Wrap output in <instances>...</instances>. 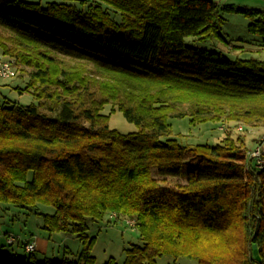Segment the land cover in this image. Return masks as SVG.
<instances>
[{"label":"trees","instance_id":"trees-1","mask_svg":"<svg viewBox=\"0 0 264 264\" xmlns=\"http://www.w3.org/2000/svg\"><path fill=\"white\" fill-rule=\"evenodd\" d=\"M226 14L245 16L262 39L225 41L248 57L187 43L224 40ZM0 52L19 74L30 70L19 91L37 102H0V204L29 209L48 231L83 243L75 258L42 263L0 247V264H97L87 223L108 214L132 220L140 234L123 264H264V169L248 159L244 137L227 132L216 145L186 146L169 122L188 106L193 125H264V59L256 56L264 54V9L213 0H0ZM107 106L139 131L112 130Z\"/></svg>","mask_w":264,"mask_h":264},{"label":"rangeland","instance_id":"rangeland-1","mask_svg":"<svg viewBox=\"0 0 264 264\" xmlns=\"http://www.w3.org/2000/svg\"><path fill=\"white\" fill-rule=\"evenodd\" d=\"M26 2L41 3L46 6L49 2L61 0H23ZM226 22L220 30V35L224 40L214 39L208 43H193L191 39L187 43L196 48L205 49L209 51L222 52L230 59H235V55H249L240 54L235 51H230V47L226 45L225 41L232 42L234 46H240L242 42L258 43L262 39L258 36L252 35L248 31L250 24L249 19L240 14H226ZM258 58L264 59V54L257 55ZM66 64L75 65L73 60H65ZM30 79V70L20 69L19 77L4 81L0 79V102L9 100L11 102L19 103L23 106L36 104V100L31 94L20 93V89H24ZM180 112L184 116H175L170 119L172 138L179 141V143L195 147L200 144L216 145L220 143L225 136V133L230 132L234 138L244 137L247 145L248 153L255 151L257 143L264 138V125L260 124L254 128H247L245 125L228 124L221 122L217 124L208 123L203 125H193L191 123L190 110L188 106L180 107ZM104 114L111 115L110 128L116 130L122 135H129L139 131V127L135 124L129 123L124 114L120 111L112 113L111 106L105 108ZM224 127L225 131H220L219 128ZM243 127L244 131H238V128ZM183 181L182 179L175 180ZM173 189L168 187L167 190ZM171 191V190H170ZM42 214L53 215L55 209L53 207L41 206ZM116 216V218H115ZM196 216H189L186 221L190 224L196 223ZM132 220L118 219L116 214H108L106 217L98 222L89 221L87 223L90 238H96L95 245L92 251L97 264H106L111 259H115L118 264H123L126 259V250L132 245L140 244V234L137 229L131 226ZM5 234H10L12 238L18 239L21 246L17 244L1 248L3 252L17 255L19 257H29L33 255L37 258L39 263L45 259H62L66 256L65 251L70 250L72 254L67 256L71 258L77 257L83 249L82 241L77 235L72 233H52L45 228L43 217L32 212L29 209L13 207L6 204H0V238ZM38 236L49 240L51 247L55 250L54 255L48 257L35 252L27 253L25 245L29 243L32 236ZM10 239V238H9ZM15 243V242H14ZM13 243V244H14ZM35 244V243H34ZM36 245V244H35ZM157 264H197L196 261L187 258H161L157 260Z\"/></svg>","mask_w":264,"mask_h":264},{"label":"built area","instance_id":"built-area-1","mask_svg":"<svg viewBox=\"0 0 264 264\" xmlns=\"http://www.w3.org/2000/svg\"><path fill=\"white\" fill-rule=\"evenodd\" d=\"M19 77V71L12 60L5 57L0 52V79L4 81L14 80ZM219 130L224 131V127H220ZM238 131H244L243 127L238 128ZM249 160L254 161L257 169H264V138L257 143V148L253 152L248 153ZM116 218V216H115ZM131 226L135 228V222L131 223ZM16 241L15 238H10L9 243L13 244ZM27 253H35L36 245L34 243L25 246Z\"/></svg>","mask_w":264,"mask_h":264},{"label":"crops","instance_id":"crops-1","mask_svg":"<svg viewBox=\"0 0 264 264\" xmlns=\"http://www.w3.org/2000/svg\"><path fill=\"white\" fill-rule=\"evenodd\" d=\"M214 2L222 5V6H232L235 8H244V9H264V0H213ZM9 238H12L10 234H5L0 238V247L12 246L14 247L16 244L21 246V243L16 239L14 244L9 243ZM35 243L36 244V252L48 257L50 254L54 255L55 250L51 247L49 240L38 237L32 236L29 240L28 244ZM26 244V245H28ZM25 245V246H26ZM65 253L69 254L70 250L65 251Z\"/></svg>","mask_w":264,"mask_h":264}]
</instances>
